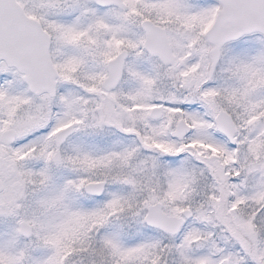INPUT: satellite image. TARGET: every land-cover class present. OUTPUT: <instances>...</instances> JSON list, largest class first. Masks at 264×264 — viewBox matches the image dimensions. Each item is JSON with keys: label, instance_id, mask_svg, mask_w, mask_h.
Masks as SVG:
<instances>
[{"label": "snow or ice", "instance_id": "obj_1", "mask_svg": "<svg viewBox=\"0 0 264 264\" xmlns=\"http://www.w3.org/2000/svg\"><path fill=\"white\" fill-rule=\"evenodd\" d=\"M0 264H264V0H0Z\"/></svg>", "mask_w": 264, "mask_h": 264}]
</instances>
